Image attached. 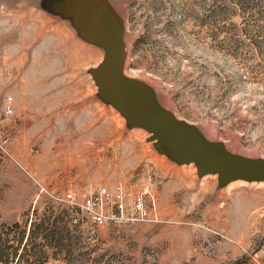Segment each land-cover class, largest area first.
Listing matches in <instances>:
<instances>
[{
  "label": "rangeland",
  "instance_id": "1",
  "mask_svg": "<svg viewBox=\"0 0 264 264\" xmlns=\"http://www.w3.org/2000/svg\"><path fill=\"white\" fill-rule=\"evenodd\" d=\"M102 8L127 76L208 141L264 159V0H0V264H264V180L173 156L98 86L106 50L80 25ZM116 183L124 215L94 222L82 198ZM144 185L148 213L132 215Z\"/></svg>",
  "mask_w": 264,
  "mask_h": 264
},
{
  "label": "water",
  "instance_id": "2",
  "mask_svg": "<svg viewBox=\"0 0 264 264\" xmlns=\"http://www.w3.org/2000/svg\"><path fill=\"white\" fill-rule=\"evenodd\" d=\"M73 13L76 14V8ZM83 22L80 28L85 37L106 50L105 59L94 70L98 86L129 120L150 130V140H158L167 152L181 160L197 161L203 171L220 172L222 180H264L263 158L235 156L208 141L193 124L170 114L155 102L149 86L123 72L125 54L120 25L109 11L99 9L87 15Z\"/></svg>",
  "mask_w": 264,
  "mask_h": 264
},
{
  "label": "built area",
  "instance_id": "3",
  "mask_svg": "<svg viewBox=\"0 0 264 264\" xmlns=\"http://www.w3.org/2000/svg\"><path fill=\"white\" fill-rule=\"evenodd\" d=\"M3 115L8 117L13 114L14 96L12 94L7 95L3 102ZM3 134L0 132V143H2ZM114 190H110L104 184H100L92 187L87 194L84 195L80 204L83 208L91 214V220L97 223H103L106 219L105 213L108 215H124L126 205V196L128 194L127 189L122 183H116ZM151 196V191L148 185H144L142 189L136 193L133 204L131 206V214L144 216L148 213L147 199ZM68 198L75 202V196L72 193L68 194Z\"/></svg>",
  "mask_w": 264,
  "mask_h": 264
},
{
  "label": "bare ground",
  "instance_id": "4",
  "mask_svg": "<svg viewBox=\"0 0 264 264\" xmlns=\"http://www.w3.org/2000/svg\"><path fill=\"white\" fill-rule=\"evenodd\" d=\"M39 105V104H38ZM49 106V105H48ZM50 114V113H49Z\"/></svg>",
  "mask_w": 264,
  "mask_h": 264
}]
</instances>
